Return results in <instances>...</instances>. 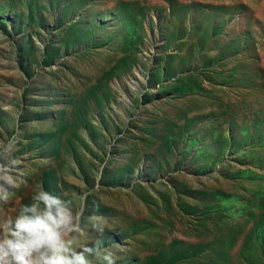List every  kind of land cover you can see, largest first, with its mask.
I'll return each instance as SVG.
<instances>
[{
	"label": "rangeland",
	"instance_id": "obj_1",
	"mask_svg": "<svg viewBox=\"0 0 264 264\" xmlns=\"http://www.w3.org/2000/svg\"><path fill=\"white\" fill-rule=\"evenodd\" d=\"M0 165L116 264H264V0H0Z\"/></svg>",
	"mask_w": 264,
	"mask_h": 264
},
{
	"label": "clouds",
	"instance_id": "obj_2",
	"mask_svg": "<svg viewBox=\"0 0 264 264\" xmlns=\"http://www.w3.org/2000/svg\"><path fill=\"white\" fill-rule=\"evenodd\" d=\"M5 172L0 165V173ZM0 180L13 183L6 174ZM8 199L0 185V201ZM32 201L0 220V264H116L115 246L105 244L103 217L94 213L82 225V215L70 210L71 201L42 188Z\"/></svg>",
	"mask_w": 264,
	"mask_h": 264
}]
</instances>
